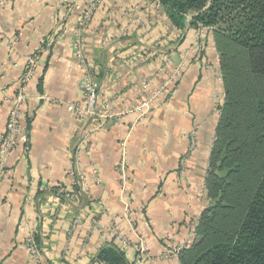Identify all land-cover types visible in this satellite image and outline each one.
Returning a JSON list of instances; mask_svg holds the SVG:
<instances>
[{"label": "crops", "instance_id": "obj_1", "mask_svg": "<svg viewBox=\"0 0 264 264\" xmlns=\"http://www.w3.org/2000/svg\"><path fill=\"white\" fill-rule=\"evenodd\" d=\"M94 3L81 31L83 49L103 99L119 95L114 112L129 111L118 125L106 121L100 128L68 110L86 101L73 43ZM190 21L179 30L156 0H12L0 8V140L25 58L40 57L26 88L22 123L28 144L21 143L5 166L0 156V264H38L25 248L32 233L41 237L40 264H103L96 258L112 241V226L133 245L137 235L148 241V264H178L170 255L172 245L194 238L209 204L205 182L219 122L216 108L225 98L212 33L191 29ZM198 33L202 58L190 52ZM167 58L180 77L139 121L130 111L143 100L141 84ZM88 134L78 170L86 177L79 197L69 191L76 182L70 171ZM195 141L184 169L182 161ZM122 161L129 176L124 194ZM48 184H64L67 192L56 193ZM126 252L131 264H140L134 247Z\"/></svg>", "mask_w": 264, "mask_h": 264}, {"label": "trees", "instance_id": "obj_2", "mask_svg": "<svg viewBox=\"0 0 264 264\" xmlns=\"http://www.w3.org/2000/svg\"><path fill=\"white\" fill-rule=\"evenodd\" d=\"M156 1L179 30L188 16L191 29L211 30L225 94L205 182L209 204L178 264H264V0ZM69 191L81 189L73 183ZM96 259L131 264L114 240Z\"/></svg>", "mask_w": 264, "mask_h": 264}, {"label": "built area", "instance_id": "obj_3", "mask_svg": "<svg viewBox=\"0 0 264 264\" xmlns=\"http://www.w3.org/2000/svg\"><path fill=\"white\" fill-rule=\"evenodd\" d=\"M12 0H0V8L9 5ZM160 4V3H159ZM161 5V4H160ZM76 9L79 6L75 5ZM96 9V4H92L89 11H87L83 20L79 24V32L75 36L73 47L76 59L82 71L84 72L82 88L85 92V105L80 104H70L68 105V110L74 113L78 118L84 121L93 120L99 122L98 128L102 127L106 121H114L115 124L121 123L122 118L128 116V108H121L114 112L116 109V102L119 100L120 96L116 95L111 99H103V91L101 85L95 80V67L88 60L84 49H83V39L81 37V31L85 28L86 24L92 17L93 11ZM211 31V30H210ZM202 34L198 33V39L202 38ZM197 39V40H198ZM203 42H195V46L191 48L190 52H196L200 54L204 51L205 47ZM40 57L39 54L29 55L25 58V74L19 83L18 90L12 99V108L8 115L6 132L0 140V156L3 166L6 164V160L9 156L17 150L21 143L25 145L29 141V131L23 125V111L26 107L28 100V95L26 88L30 84L39 70ZM172 60L167 58L162 63L160 69L156 71L153 75L147 77L141 84L143 100L140 105L130 112L135 113L139 121L146 119L151 113L152 108L158 101V98L162 95H166L167 91L180 77V70L177 68L171 70ZM171 70V71H170ZM119 98V99H118ZM103 106V107H102ZM88 134L84 140L78 145L77 151L75 153L76 167L72 168L70 175L76 179L75 184H78L80 189L84 190L86 177L84 175L78 174V170L81 169L80 157L81 152L87 150L88 148ZM197 148V142H193L190 148V154L183 159L182 167L185 169L188 167L190 156ZM118 172L120 176L122 192L126 191L129 182L128 170L125 161H122L118 166ZM47 187L52 188L50 184ZM67 191L64 188L58 190L59 194H65ZM126 214H129V210H126ZM74 229V228H73ZM35 233H32L28 238L26 243V251L30 257L38 264L43 260L42 247L40 248L35 239ZM138 236L137 243L133 245L127 236L123 235L117 227L112 226L109 239L114 240L115 243L121 245L124 248L134 247L139 253L140 264H148L149 257V245L148 241L142 237ZM171 237L168 241H171ZM193 238L184 243H174L171 247L172 257H178L181 251L189 246Z\"/></svg>", "mask_w": 264, "mask_h": 264}, {"label": "rangeland", "instance_id": "obj_4", "mask_svg": "<svg viewBox=\"0 0 264 264\" xmlns=\"http://www.w3.org/2000/svg\"><path fill=\"white\" fill-rule=\"evenodd\" d=\"M189 19L191 20V16H188V20H189ZM198 30H199V29H198ZM197 41H198V42L202 41V38L196 40V42H197ZM203 41H204V39H203ZM204 42H205V41H204ZM202 44H203V43H202ZM194 46H195V44L193 45V47H194ZM203 46H204V44H203ZM196 55H197V57L201 56V58H202V56H203L202 53H200V54H197V53H196ZM218 57H219V56H218ZM219 72H220V78H221V80H222V75H221V71H220V61H219ZM222 83H223V82H222ZM223 89H224V88H223ZM223 102H224V101H223ZM219 106H220V105H218V107L216 108V110H217L216 112H217V114H219V117H220L221 111H220V109H219Z\"/></svg>", "mask_w": 264, "mask_h": 264}]
</instances>
